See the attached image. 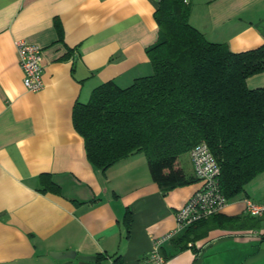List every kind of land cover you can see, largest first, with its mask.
Wrapping results in <instances>:
<instances>
[{
  "label": "crops",
  "instance_id": "0c3cea01",
  "mask_svg": "<svg viewBox=\"0 0 264 264\" xmlns=\"http://www.w3.org/2000/svg\"><path fill=\"white\" fill-rule=\"evenodd\" d=\"M191 1L190 22L207 40L234 52L264 45V0ZM157 7L154 0H0V264H155L157 243L165 264H264V215L246 210L247 200L264 203V172L220 215L189 226L202 236L186 227L159 243L201 184L190 151L179 164L194 180L168 188L153 180L141 151L97 168L74 127L75 104L96 87L110 80L127 87L153 72L147 48L159 36ZM21 39L42 47L38 91L23 81ZM247 85L264 87V69ZM51 181L59 192L46 186ZM66 250L97 258L51 254Z\"/></svg>",
  "mask_w": 264,
  "mask_h": 264
},
{
  "label": "trees",
  "instance_id": "16d2710c",
  "mask_svg": "<svg viewBox=\"0 0 264 264\" xmlns=\"http://www.w3.org/2000/svg\"><path fill=\"white\" fill-rule=\"evenodd\" d=\"M191 10V0H160L159 36L147 48L153 72L127 87L113 80L99 85L87 102L75 104L73 124L97 168L141 151L153 180L168 188L194 180L179 156L206 141L221 168V190L231 200L264 172V87L247 85L264 69V45L234 52L211 42L191 24ZM46 186L60 191L53 181ZM194 230L193 236H202Z\"/></svg>",
  "mask_w": 264,
  "mask_h": 264
},
{
  "label": "built area",
  "instance_id": "2783aa9c",
  "mask_svg": "<svg viewBox=\"0 0 264 264\" xmlns=\"http://www.w3.org/2000/svg\"><path fill=\"white\" fill-rule=\"evenodd\" d=\"M159 2L160 0H154ZM19 60L24 72V84L31 91L40 90L43 85V53L42 47L36 43H30L24 39L17 41ZM190 156L194 165L196 176L201 184L191 198L180 207L175 214L176 229L161 239L172 237L175 232L191 226L196 221L223 210L229 200L220 187V165L206 141L199 142L190 150ZM246 210L252 215H264V203L247 200ZM151 253V259L155 264H165L166 258L160 252L157 243ZM117 264V263H112Z\"/></svg>",
  "mask_w": 264,
  "mask_h": 264
},
{
  "label": "water",
  "instance_id": "95a60500",
  "mask_svg": "<svg viewBox=\"0 0 264 264\" xmlns=\"http://www.w3.org/2000/svg\"><path fill=\"white\" fill-rule=\"evenodd\" d=\"M54 257L58 258H79L85 260H96V255H84V254H77L75 250H66V251H53L51 253Z\"/></svg>",
  "mask_w": 264,
  "mask_h": 264
},
{
  "label": "rangeland",
  "instance_id": "374dc122",
  "mask_svg": "<svg viewBox=\"0 0 264 264\" xmlns=\"http://www.w3.org/2000/svg\"><path fill=\"white\" fill-rule=\"evenodd\" d=\"M184 153H187V152H184ZM184 153H183V154H184Z\"/></svg>",
  "mask_w": 264,
  "mask_h": 264
}]
</instances>
